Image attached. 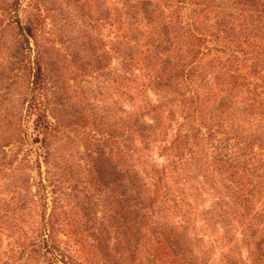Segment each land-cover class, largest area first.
I'll return each instance as SVG.
<instances>
[{
    "label": "rangeland",
    "instance_id": "rangeland-1",
    "mask_svg": "<svg viewBox=\"0 0 264 264\" xmlns=\"http://www.w3.org/2000/svg\"><path fill=\"white\" fill-rule=\"evenodd\" d=\"M262 60L264 0H0V264H173L133 165L186 258L264 256Z\"/></svg>",
    "mask_w": 264,
    "mask_h": 264
},
{
    "label": "trees",
    "instance_id": "trees-1",
    "mask_svg": "<svg viewBox=\"0 0 264 264\" xmlns=\"http://www.w3.org/2000/svg\"><path fill=\"white\" fill-rule=\"evenodd\" d=\"M11 11H13V8H11ZM24 33L26 34V41L29 42L30 39L35 38V20L32 18H28V21L25 23L23 28ZM38 59V60H37ZM37 59L35 62L36 65V71L38 75H41L43 73V62H42V54L41 49L38 48V54ZM264 61V60H262ZM222 101V99H221ZM224 105V104H223ZM221 103V106H223ZM233 162H230V165L233 166ZM236 167L241 166V164L237 163L235 165ZM243 167V166H241ZM225 168V167H224ZM226 170V168H225ZM131 171V172H130ZM128 170L130 175V186L128 187V193L130 196L128 197V214L129 218L128 221L132 223V228L137 229L140 228V226L144 228H148L149 231H153L157 233L160 236V239L157 238L161 245V249L163 251H167L166 256L171 257V262L173 264H195L194 262V256H191V258H186V252L190 251L192 244L194 243V239L187 235V231L190 227L187 223L189 222V218H185V213L181 216V222L182 224H179L181 232H178V229L174 226L170 227L167 226L168 224L167 220L163 221L161 223V219L157 218L156 213H161V209H157V204H154L156 202V199L154 197H151L152 192L151 188L149 186H154L156 190L153 192V194L157 193L158 188H161V176L162 173L158 172L156 170H152L153 177L151 179L154 181L150 182L148 185L145 183H142V180H140L139 177V170L133 165L131 170ZM142 171H145L142 169ZM149 177V173H148ZM158 177V178H157ZM147 185V187H145ZM245 185L239 186L238 190L233 195H238L239 191L244 190ZM195 200V198H194ZM177 204V203H176ZM181 209V208H179ZM182 213V209L180 210ZM247 212H241L240 216H242L244 220V224H242V234L245 236L247 235V231L251 228H254V225L251 221V214L248 212V209H246ZM230 214H236L235 211H231ZM162 215V214H161ZM184 215V216H183ZM257 215V214H256ZM164 216V215H163ZM236 216V215H235ZM234 216V217H235ZM238 223H243L241 219L237 220ZM173 225V224H172ZM179 227V229H180ZM226 229V230H225ZM232 228H224L226 233H229ZM183 230V231H182ZM253 234L250 236V239H253ZM246 240V239H245ZM252 242H254L252 240ZM222 243H224L222 241ZM188 248V249H187ZM251 256H246V258L241 260V264H264V256H254L253 252H250ZM204 256V255H200ZM238 260L236 256H227V260L225 264H238ZM240 261V260H239Z\"/></svg>",
    "mask_w": 264,
    "mask_h": 264
}]
</instances>
